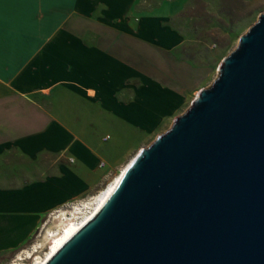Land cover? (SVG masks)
<instances>
[{"label": "crops", "instance_id": "1", "mask_svg": "<svg viewBox=\"0 0 264 264\" xmlns=\"http://www.w3.org/2000/svg\"><path fill=\"white\" fill-rule=\"evenodd\" d=\"M183 4L0 0V254L191 103L203 74L186 57Z\"/></svg>", "mask_w": 264, "mask_h": 264}, {"label": "water", "instance_id": "2", "mask_svg": "<svg viewBox=\"0 0 264 264\" xmlns=\"http://www.w3.org/2000/svg\"><path fill=\"white\" fill-rule=\"evenodd\" d=\"M44 264H264V11Z\"/></svg>", "mask_w": 264, "mask_h": 264}, {"label": "rangeland", "instance_id": "3", "mask_svg": "<svg viewBox=\"0 0 264 264\" xmlns=\"http://www.w3.org/2000/svg\"><path fill=\"white\" fill-rule=\"evenodd\" d=\"M182 1L184 2L183 11L179 17L184 23L187 22L185 24V31L191 34V41L188 43L186 57L191 59L194 64L202 67L203 80L201 86L198 88L201 90L212 83L217 76L218 66L221 61L236 48L239 38L257 21L259 15L264 11V0ZM189 105L188 102L169 121L160 125L156 129L155 136L157 137L168 130L174 119L185 112ZM152 139L147 140L143 144L144 147L152 143L154 140ZM132 157L134 156L128 159ZM123 167L97 191L78 200H83L86 197H92L99 193L120 174ZM46 220L50 221L46 217L43 222ZM37 234L38 231H36L33 238L21 249L11 253L0 254V264H13L19 252L30 249L31 245L35 243ZM31 261L27 260L24 263L31 264Z\"/></svg>", "mask_w": 264, "mask_h": 264}, {"label": "bare ground", "instance_id": "4", "mask_svg": "<svg viewBox=\"0 0 264 264\" xmlns=\"http://www.w3.org/2000/svg\"><path fill=\"white\" fill-rule=\"evenodd\" d=\"M130 161L123 167L120 174L99 193L73 205L69 209L60 210L58 214L50 218L40 238H38L39 240L37 239L38 241L36 240L37 242L30 249H25L19 253L13 264H26L24 262H27V260H32L31 264H44L96 213L113 191Z\"/></svg>", "mask_w": 264, "mask_h": 264}, {"label": "built area", "instance_id": "5", "mask_svg": "<svg viewBox=\"0 0 264 264\" xmlns=\"http://www.w3.org/2000/svg\"><path fill=\"white\" fill-rule=\"evenodd\" d=\"M87 198H89V197H86V198L83 199V200H78V201L71 202V203L66 204L65 206L61 207L60 209L55 210V211L49 213L48 216H47L48 219L54 217V215H55V214H58L60 210H62V209H69V208H71L73 205L78 204V203H81L82 201L86 200ZM46 224H47V220H46L45 222H43L42 226L37 230V231H38V234H37V236H36V240L39 238V236H40V234L42 233V230L44 229V227L46 226ZM37 241H38V240H37ZM37 241H35V243H36ZM35 243H34V244H35ZM34 244H33V245H34ZM33 245H31V247H32ZM31 247H30V248H31ZM22 251H23V250H22ZM22 251H21V252H22ZM21 252H19V253H21ZM23 257H24V256H23Z\"/></svg>", "mask_w": 264, "mask_h": 264}]
</instances>
